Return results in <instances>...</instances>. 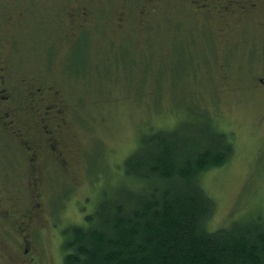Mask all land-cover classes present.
I'll return each mask as SVG.
<instances>
[{
  "label": "rangeland",
  "instance_id": "374dc122",
  "mask_svg": "<svg viewBox=\"0 0 264 264\" xmlns=\"http://www.w3.org/2000/svg\"><path fill=\"white\" fill-rule=\"evenodd\" d=\"M145 5L0 0V19L16 10L23 16L20 29H0V64L13 80L36 77L40 104L64 109L63 157L40 151L37 218L24 246L37 264H62L64 231L86 224L121 186L124 161L143 135L184 123L209 121L233 144L224 165L200 173L215 204L208 228L264 217V85L257 80L264 79V12L205 22L182 0ZM33 117L25 110L21 124L34 127ZM26 160L0 134L5 210L34 202ZM13 226L0 225L9 232ZM1 229L0 264H22L19 244Z\"/></svg>",
  "mask_w": 264,
  "mask_h": 264
},
{
  "label": "trees",
  "instance_id": "16d2710c",
  "mask_svg": "<svg viewBox=\"0 0 264 264\" xmlns=\"http://www.w3.org/2000/svg\"><path fill=\"white\" fill-rule=\"evenodd\" d=\"M232 153L209 121L143 135L121 186L64 231L62 264H264V217L207 226L215 204L200 173Z\"/></svg>",
  "mask_w": 264,
  "mask_h": 264
},
{
  "label": "flooded vegetation",
  "instance_id": "af4514ba",
  "mask_svg": "<svg viewBox=\"0 0 264 264\" xmlns=\"http://www.w3.org/2000/svg\"><path fill=\"white\" fill-rule=\"evenodd\" d=\"M156 0H145L149 8L153 7ZM193 12H198L201 19L209 22L213 19L223 20L235 12L250 13L259 9L264 12V0H182ZM82 13L81 24L78 31L84 27L87 12ZM82 11V10H81ZM23 16L20 12L13 11L10 17L0 19V29L3 26L13 29H20ZM264 85V79H257ZM41 87L36 77L20 78L13 80L8 74L6 67L0 64V134L8 137L17 144L18 149L25 154L29 164L28 172L30 178L28 187L30 197L34 202H29L15 212L3 209L6 204V197L0 191V225L13 220V229L5 233L12 236L20 248L24 257L20 260L22 264H37V259L29 258L28 249L24 246L32 240L33 225L37 218V172L40 163V151L46 152L47 157H63L59 152L61 146L60 134L63 133L64 109L58 103L53 105L40 104L38 97L41 94ZM25 93V94H24ZM17 97L15 98V96ZM55 96V95H54ZM21 97V99H20ZM25 110L33 113L34 127L26 129L22 123ZM53 153V154H52Z\"/></svg>",
  "mask_w": 264,
  "mask_h": 264
}]
</instances>
